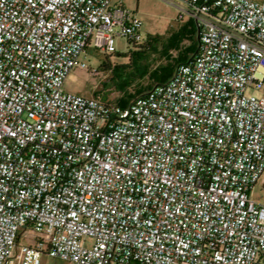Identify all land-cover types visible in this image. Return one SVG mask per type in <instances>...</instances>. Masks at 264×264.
Masks as SVG:
<instances>
[{"label":"built area","instance_id":"obj_1","mask_svg":"<svg viewBox=\"0 0 264 264\" xmlns=\"http://www.w3.org/2000/svg\"><path fill=\"white\" fill-rule=\"evenodd\" d=\"M172 1L198 51L120 106L64 85L122 3L0 0V264H264V0Z\"/></svg>","mask_w":264,"mask_h":264},{"label":"rangeland","instance_id":"obj_2","mask_svg":"<svg viewBox=\"0 0 264 264\" xmlns=\"http://www.w3.org/2000/svg\"><path fill=\"white\" fill-rule=\"evenodd\" d=\"M120 3L140 20L142 41L134 45L125 37H118L116 51L111 55L89 47L82 58L90 67L98 69L100 74L93 79L87 71L75 67L66 78L65 91L85 97L101 94L109 102L117 103L124 96L123 89L135 94L155 86V76L161 69L196 47L198 34L192 30L190 16L182 10L186 7L183 2L112 0L113 6ZM148 41L153 43L151 48L142 45ZM125 80L131 81L127 88L121 83ZM250 93L260 94L256 91ZM250 195L254 201L264 204V176L253 187ZM41 264L69 263L43 254Z\"/></svg>","mask_w":264,"mask_h":264},{"label":"trees","instance_id":"obj_3","mask_svg":"<svg viewBox=\"0 0 264 264\" xmlns=\"http://www.w3.org/2000/svg\"><path fill=\"white\" fill-rule=\"evenodd\" d=\"M191 25H192V30L195 33L198 34V28H197V25H196V23H195V21L193 19H191ZM198 42H199V39H198L197 43L195 44L196 45L195 48L191 49V51H189L187 54H184L182 57H180L179 59L175 60L173 63L168 64L166 67H164L163 69L160 70V73L155 76L156 77V85L168 82L173 77L175 69H176V67L178 65L188 63L189 61H191L194 58V56L196 55V53L198 51ZM133 44L137 45L135 43H133ZM142 45H144V47L148 46L149 48H151L153 43H152V41H148V42H146L145 44H142ZM141 58H145V57L141 56ZM105 66H108V64L105 65ZM121 83L123 85H125V88H127L130 85L131 81L130 80H125V81H122ZM153 87L147 88V89H143V90H141L139 92H136L135 94L129 93L126 89H123L124 96L117 101V104L120 105V106H126L133 99H135L138 96L144 95L146 92L151 90ZM103 99L107 100V97L104 95Z\"/></svg>","mask_w":264,"mask_h":264},{"label":"water","instance_id":"obj_4","mask_svg":"<svg viewBox=\"0 0 264 264\" xmlns=\"http://www.w3.org/2000/svg\"><path fill=\"white\" fill-rule=\"evenodd\" d=\"M198 39H199V33H198Z\"/></svg>","mask_w":264,"mask_h":264}]
</instances>
